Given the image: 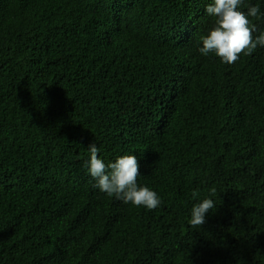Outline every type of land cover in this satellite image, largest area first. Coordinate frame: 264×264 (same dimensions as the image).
I'll list each match as a JSON object with an SVG mask.
<instances>
[{
    "label": "trees",
    "instance_id": "obj_1",
    "mask_svg": "<svg viewBox=\"0 0 264 264\" xmlns=\"http://www.w3.org/2000/svg\"><path fill=\"white\" fill-rule=\"evenodd\" d=\"M211 3L0 0V264H264V46L201 55ZM89 144L162 203L94 187Z\"/></svg>",
    "mask_w": 264,
    "mask_h": 264
},
{
    "label": "clouds",
    "instance_id": "obj_2",
    "mask_svg": "<svg viewBox=\"0 0 264 264\" xmlns=\"http://www.w3.org/2000/svg\"><path fill=\"white\" fill-rule=\"evenodd\" d=\"M243 0H213L205 11L215 18L214 27L207 35L201 37L202 47L199 52L203 56L215 53L222 62L232 64L241 53L251 54L257 46H264V33L253 37L256 26L250 18L260 19L262 15L259 5L248 7L246 12L240 11ZM90 159L87 168L90 176L96 181L94 187L109 196L115 195L125 203L144 206L148 210L156 209L161 203L157 193L148 187L137 184L139 165L134 155L118 157L114 163L105 164L98 158L99 149L89 144ZM198 193L192 192L193 199ZM212 199H203L191 209L190 224L202 226L206 215L214 207Z\"/></svg>",
    "mask_w": 264,
    "mask_h": 264
}]
</instances>
